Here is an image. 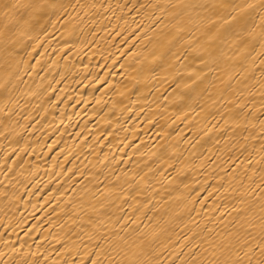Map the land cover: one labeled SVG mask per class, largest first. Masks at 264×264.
<instances>
[{
    "label": "bare ground",
    "instance_id": "6f19581e",
    "mask_svg": "<svg viewBox=\"0 0 264 264\" xmlns=\"http://www.w3.org/2000/svg\"><path fill=\"white\" fill-rule=\"evenodd\" d=\"M12 2L43 7L0 14V264H209V231L260 240L237 213L264 191V0Z\"/></svg>",
    "mask_w": 264,
    "mask_h": 264
},
{
    "label": "snow or ice",
    "instance_id": "6c2138e0",
    "mask_svg": "<svg viewBox=\"0 0 264 264\" xmlns=\"http://www.w3.org/2000/svg\"><path fill=\"white\" fill-rule=\"evenodd\" d=\"M19 7L37 9L43 6L18 5L13 3L12 0H0V14H2L5 19H9L10 17L15 16ZM52 7H55V5H52ZM253 7L254 5L252 4L234 6L235 9L243 10ZM262 7H264V4H262ZM262 39H264V35H262ZM203 55H206L210 59H212L213 63L223 62L224 59L223 52L214 55L208 49L203 50ZM262 63H264V61H262ZM0 89L7 91L8 84H0ZM262 160H264V158H262ZM261 171L264 172V168H262ZM257 187H261L262 189H264V177H262L261 185H258ZM244 203L245 201L242 198L241 204ZM254 203L255 201L249 203L246 208L240 209L237 214L249 228L258 227L261 237L260 240L255 245H252L249 243L247 237L243 239L242 243V238L239 231L228 233L226 237L219 233L216 236H213L212 232L209 231L208 236L202 241L203 243H206L208 245V247L205 248V252H208L210 249L213 256V259L209 261V264H243V261L239 259V249L237 246L247 247L248 251L245 252V257H247V264H264V191H262L261 193L258 213H255L253 211ZM244 223L240 224L241 230H243L244 228ZM233 253L236 254L237 258H233ZM135 255L136 254L133 253V256ZM92 264H101V262L96 259L92 260ZM127 264H146V262H140L138 259H132L131 261H128ZM182 264H189V262L182 261ZM191 264H196V261L192 260ZM201 264H203V262H201Z\"/></svg>",
    "mask_w": 264,
    "mask_h": 264
}]
</instances>
